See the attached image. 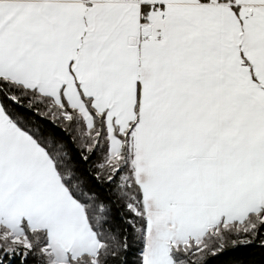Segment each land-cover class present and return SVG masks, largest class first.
<instances>
[{
	"label": "snow or ice",
	"instance_id": "obj_1",
	"mask_svg": "<svg viewBox=\"0 0 264 264\" xmlns=\"http://www.w3.org/2000/svg\"><path fill=\"white\" fill-rule=\"evenodd\" d=\"M0 264H264V0H0Z\"/></svg>",
	"mask_w": 264,
	"mask_h": 264
}]
</instances>
